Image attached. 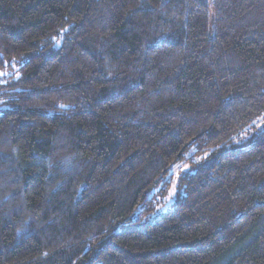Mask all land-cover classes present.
I'll list each match as a JSON object with an SVG mask.
<instances>
[{"label":"trees","instance_id":"obj_1","mask_svg":"<svg viewBox=\"0 0 264 264\" xmlns=\"http://www.w3.org/2000/svg\"><path fill=\"white\" fill-rule=\"evenodd\" d=\"M19 58L0 264H264V0H0Z\"/></svg>","mask_w":264,"mask_h":264},{"label":"rangeland","instance_id":"obj_2","mask_svg":"<svg viewBox=\"0 0 264 264\" xmlns=\"http://www.w3.org/2000/svg\"><path fill=\"white\" fill-rule=\"evenodd\" d=\"M55 44H57V42ZM23 60H24V58H21V59L19 58V59L13 60L9 64V68L0 70V83L6 81L5 80L6 78H9V79L10 78H12V79L17 78V76H18L17 68L23 62ZM186 158H187V156H186ZM189 166H190L189 163L185 164L184 162H182V163L180 162L179 164L175 165L172 168L171 176L175 175L177 170H179V169L186 170V169H188ZM175 186H176V183H175V181L172 180L171 187H170L167 195L163 198L164 203H163V205H161L157 208V212H162L167 207H169L170 201L173 199L174 193L176 192ZM159 200H162V198H159Z\"/></svg>","mask_w":264,"mask_h":264}]
</instances>
